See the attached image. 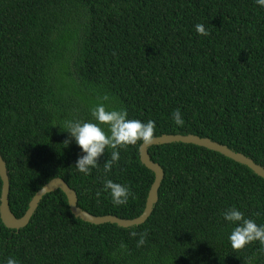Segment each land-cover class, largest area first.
Wrapping results in <instances>:
<instances>
[{
  "label": "trees",
  "instance_id": "trees-1",
  "mask_svg": "<svg viewBox=\"0 0 264 264\" xmlns=\"http://www.w3.org/2000/svg\"><path fill=\"white\" fill-rule=\"evenodd\" d=\"M98 103L154 121V137L208 138L264 168V8L256 0H0V155L16 218L54 178L94 216L143 213L154 174L139 144L119 149L117 162L106 149L91 175L75 168L82 152L66 125L92 120ZM176 109L183 126L173 121ZM148 152L164 179L144 224L85 223L57 190L20 230L0 218V264H264L258 243L231 248L222 217L235 206L264 224L262 178L191 144ZM106 179L131 189L127 205L113 206ZM1 188L0 179V196Z\"/></svg>",
  "mask_w": 264,
  "mask_h": 264
},
{
  "label": "clouds",
  "instance_id": "clouds-1",
  "mask_svg": "<svg viewBox=\"0 0 264 264\" xmlns=\"http://www.w3.org/2000/svg\"><path fill=\"white\" fill-rule=\"evenodd\" d=\"M259 7L264 8V0H256ZM195 30L199 35L207 36L208 32L203 24H196ZM104 101L108 97H103ZM92 120L72 121L66 125L67 133L71 140L81 149L76 161L75 168L83 175H91L92 170L98 167V159L104 154L106 149L111 148V162L120 159L119 149H127L128 146L140 145L148 147L154 140V121L147 123L139 119H129L128 111L124 108L109 109L104 103H98L90 109ZM172 118L177 126H183L184 120L179 109L174 110ZM67 146V142L65 143ZM111 169V163H105V171ZM103 192L107 193L114 207H122L128 204L129 198L134 197V193L128 186L106 179L103 184ZM100 193H97L99 196ZM222 217L232 230L228 236L230 246L233 250L239 251L248 245L258 243L261 251H264V224H258L256 220L246 218L244 212L237 207L225 208ZM137 232L132 231L133 237ZM148 233H139L138 246L146 243ZM6 264H18V261L9 257Z\"/></svg>",
  "mask_w": 264,
  "mask_h": 264
},
{
  "label": "water",
  "instance_id": "water-1",
  "mask_svg": "<svg viewBox=\"0 0 264 264\" xmlns=\"http://www.w3.org/2000/svg\"><path fill=\"white\" fill-rule=\"evenodd\" d=\"M173 143H182V144H191L195 145L209 151H213L219 153L220 155L238 163L249 170H251L255 175L262 178L264 180V168L258 164H256L251 158L244 156L241 153L234 152L230 148L225 145L219 144L217 142L212 141L208 138H201L196 135H162L159 137H154L153 143L148 146L147 148L140 146L139 147V157L141 164L146 167L149 171L154 174V181L149 189L145 208L143 213L134 219H121L116 216L112 215H105V216H94L80 207H78L77 202V195L74 190H72L64 180L60 178H54L46 183L31 199L28 209L24 213L21 218H16L10 210L9 207V178L7 175L6 164L3 161L0 155V179L2 181V188H1V196H0V218L3 225L12 230H20L26 227L35 213L36 209L38 208L39 203L46 195L60 190L67 199L69 210L71 214L75 217L80 219L85 223H89L92 225H104V224H111L116 225L120 228H131L137 227L144 224L150 215L153 212V209L158 201V191L160 189L161 183L164 179V172L163 169L160 167L159 164L154 163L150 156L148 149L152 146L157 145H166V144H173Z\"/></svg>",
  "mask_w": 264,
  "mask_h": 264
}]
</instances>
